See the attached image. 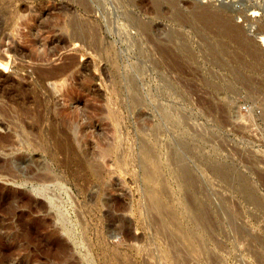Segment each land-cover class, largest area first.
Returning <instances> with one entry per match:
<instances>
[{
  "label": "rangeland",
  "instance_id": "374dc122",
  "mask_svg": "<svg viewBox=\"0 0 264 264\" xmlns=\"http://www.w3.org/2000/svg\"><path fill=\"white\" fill-rule=\"evenodd\" d=\"M158 7L0 0V264H264V0Z\"/></svg>",
  "mask_w": 264,
  "mask_h": 264
},
{
  "label": "bare ground",
  "instance_id": "6f19581e",
  "mask_svg": "<svg viewBox=\"0 0 264 264\" xmlns=\"http://www.w3.org/2000/svg\"><path fill=\"white\" fill-rule=\"evenodd\" d=\"M154 1V3L156 4V7H158V3H159V0H152ZM250 1V0H249ZM244 3V2H243ZM235 4V2H234ZM233 5V3H232ZM203 6V5H202ZM205 7L203 8L202 11H197L195 12L193 15L196 16V19H198V21L200 22V24H203L204 26H207V27H212V28H217V29H226V31H235L237 33L240 32L239 30H242L245 23L243 24H239L237 23L235 20L236 17H242L244 16V22H250L249 20L250 17H247L244 13V10L242 9H236V7L233 9H227V8H223V7H219V8H215V6H212V4L210 5H207L206 4L204 5ZM195 7H197L198 9V5H196ZM159 8V7H158ZM197 9H194V10H197ZM193 12V11H192ZM131 16V14L129 15ZM235 19V20H234ZM136 22L140 25V28L141 30L144 31L145 29V26L140 22L138 21V18H135ZM230 34H232L231 32H229ZM235 33V34H236ZM238 34V33H237ZM13 43H15V41H13ZM11 46V45H10ZM10 46L8 47L10 51H14L15 48H10ZM14 46V45H13ZM18 47V46H17ZM13 49V50H12ZM9 52V51H8ZM50 56V55H49ZM213 57V56H212ZM66 65V64H65ZM63 66V65H62ZM47 67V66H46ZM49 68V67H48ZM61 68V67H60ZM63 68V67H62ZM53 69V68H52ZM51 69V71H52ZM59 69V67H58ZM68 69V68H67ZM47 70V68H46ZM57 70V69H56ZM55 70V71H56ZM63 70V69H62ZM49 71V70H48ZM61 71V70H60ZM65 71V70H64ZM68 71V70H66ZM58 73V71H57ZM55 74V73H54ZM64 74V73H63ZM47 75H48V72H47ZM46 75V76H47ZM51 76V75H49ZM58 76V75H57ZM59 76H60V72H59ZM53 78H55L54 76H52ZM51 78V77H49ZM52 78V79H53ZM77 115V114H76ZM21 116V115H20ZM24 122V121H23ZM20 132V131H19ZM1 138H2V135H1ZM4 139V138H2ZM16 143V142H15ZM5 144V143H4ZM10 166V165H9ZM8 166V167H9ZM218 167V166H217ZM11 168V167H10ZM218 169V168H216ZM10 170V169H9ZM220 172V171H219ZM223 171H221L222 173ZM50 176V175H49ZM51 177V176H50ZM45 178V177H44ZM246 179V178H245ZM44 180V179H43ZM53 180V179H52ZM51 181V180H50ZM241 183V182H240ZM244 185H246V183H244ZM244 185H241V189L244 193H248L250 194L249 196H252V192H249L251 190H248V188ZM248 185V183H247ZM240 187V186H239ZM250 188V187H249ZM240 189V190H241ZM40 192L43 193V194H46L47 193V190L45 188H41L40 189ZM251 198V197H249ZM257 201V200H256ZM253 202V201H252ZM233 221V220H232ZM263 261V260H262Z\"/></svg>",
  "mask_w": 264,
  "mask_h": 264
},
{
  "label": "water",
  "instance_id": "95a60500",
  "mask_svg": "<svg viewBox=\"0 0 264 264\" xmlns=\"http://www.w3.org/2000/svg\"><path fill=\"white\" fill-rule=\"evenodd\" d=\"M40 189H41V188H40ZM40 189L37 190V193H38L39 195L46 196V194H43V193L40 192ZM50 201H51V200H49V203H51Z\"/></svg>",
  "mask_w": 264,
  "mask_h": 264
}]
</instances>
